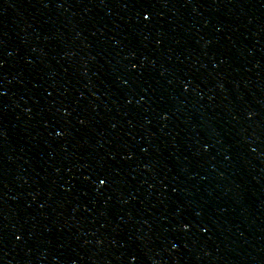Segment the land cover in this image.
<instances>
[{"label":"water","instance_id":"water-1","mask_svg":"<svg viewBox=\"0 0 264 264\" xmlns=\"http://www.w3.org/2000/svg\"><path fill=\"white\" fill-rule=\"evenodd\" d=\"M0 264H264V0H0Z\"/></svg>","mask_w":264,"mask_h":264}]
</instances>
